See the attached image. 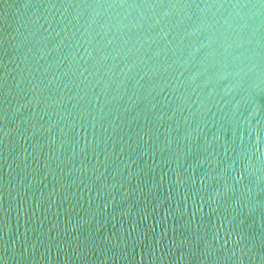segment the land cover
Wrapping results in <instances>:
<instances>
[{
  "label": "water",
  "instance_id": "obj_1",
  "mask_svg": "<svg viewBox=\"0 0 264 264\" xmlns=\"http://www.w3.org/2000/svg\"><path fill=\"white\" fill-rule=\"evenodd\" d=\"M0 264H264V0H0Z\"/></svg>",
  "mask_w": 264,
  "mask_h": 264
}]
</instances>
